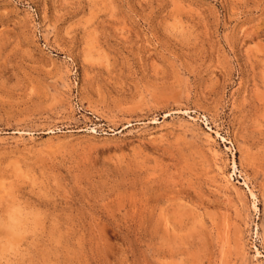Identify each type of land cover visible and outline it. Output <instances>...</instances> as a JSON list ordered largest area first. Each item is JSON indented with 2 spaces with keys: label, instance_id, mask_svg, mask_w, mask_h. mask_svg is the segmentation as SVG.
Segmentation results:
<instances>
[{
  "label": "rangeland",
  "instance_id": "1",
  "mask_svg": "<svg viewBox=\"0 0 264 264\" xmlns=\"http://www.w3.org/2000/svg\"><path fill=\"white\" fill-rule=\"evenodd\" d=\"M0 264H264V0H0Z\"/></svg>",
  "mask_w": 264,
  "mask_h": 264
}]
</instances>
